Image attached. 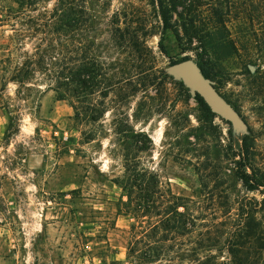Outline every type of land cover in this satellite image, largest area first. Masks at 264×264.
Here are the masks:
<instances>
[{
    "label": "rangeland",
    "instance_id": "1",
    "mask_svg": "<svg viewBox=\"0 0 264 264\" xmlns=\"http://www.w3.org/2000/svg\"><path fill=\"white\" fill-rule=\"evenodd\" d=\"M169 14L165 29L158 0H0V264H131L135 219L118 214L127 196L113 181L127 176L192 217L193 230L173 237L193 250L171 256L264 264L263 189L236 175L245 132L163 77L183 55L211 68L182 51ZM54 63H81L84 84L56 91ZM13 66L28 69L22 81L8 77ZM239 67L209 78L251 129L252 166L264 171V103Z\"/></svg>",
    "mask_w": 264,
    "mask_h": 264
},
{
    "label": "trees",
    "instance_id": "2",
    "mask_svg": "<svg viewBox=\"0 0 264 264\" xmlns=\"http://www.w3.org/2000/svg\"><path fill=\"white\" fill-rule=\"evenodd\" d=\"M158 3L165 29L173 28L170 12H176L181 19L182 33H177V37L181 42L182 51L193 50L201 62L210 64L209 70L203 67V63L199 64L205 76L210 77V73L214 71V75L220 76L221 80L223 78L226 80L224 76L232 73L233 60H238L241 74L244 75L246 90L264 103V68L256 66L257 58H264V33H258L254 26L255 22H262L260 18L264 16V13L258 9L260 5L264 7V0H208L206 2L158 0ZM63 25L71 24L65 22ZM187 57L189 55H183L171 62ZM54 64L52 71L57 83L56 91L60 87L66 88L70 82L84 84L82 75L85 69L81 63L76 64L74 69ZM251 65L255 68L252 69ZM5 72L9 73L8 77L11 80L20 82L28 69L13 66L5 69ZM162 75L178 85L185 94L193 96L207 116L210 118L217 116L201 95L198 93L192 95L183 82L173 78L165 68L162 69ZM226 100L236 108L229 99L226 98ZM262 107L264 109V105ZM241 153L245 164L236 171V175L246 189L254 190L262 187L264 194V171L257 166H252L256 152L255 136L250 128H247L242 136ZM247 166L250 170H247ZM113 181L122 187L127 196L125 201H121L122 204L117 210L118 214H129L135 219V222L130 225L131 237L126 246V257L131 264H147L166 258L172 252L184 254L183 252H188L189 249L193 250L192 247L186 246L188 244L184 241L177 242L175 238L176 235H183L193 230L192 217H188L186 211L178 210L180 204L164 205L161 197L148 192L145 182L138 177L114 178ZM181 205L184 206V204ZM152 213L159 218L154 220L144 218ZM188 220L191 221L190 224ZM260 232L262 247H264V226ZM168 240L171 241L168 242ZM181 254H176L177 258L170 255L169 263L226 264L224 261L208 257L184 258ZM233 263L244 264L245 262L239 258Z\"/></svg>",
    "mask_w": 264,
    "mask_h": 264
},
{
    "label": "water",
    "instance_id": "3",
    "mask_svg": "<svg viewBox=\"0 0 264 264\" xmlns=\"http://www.w3.org/2000/svg\"><path fill=\"white\" fill-rule=\"evenodd\" d=\"M166 71L176 80H181L194 95L198 93L221 118L230 122L238 131L247 130L245 120L240 113L218 91L211 78L204 75L199 63L191 56L170 62Z\"/></svg>",
    "mask_w": 264,
    "mask_h": 264
},
{
    "label": "clouds",
    "instance_id": "4",
    "mask_svg": "<svg viewBox=\"0 0 264 264\" xmlns=\"http://www.w3.org/2000/svg\"><path fill=\"white\" fill-rule=\"evenodd\" d=\"M103 170V169H102Z\"/></svg>",
    "mask_w": 264,
    "mask_h": 264
}]
</instances>
